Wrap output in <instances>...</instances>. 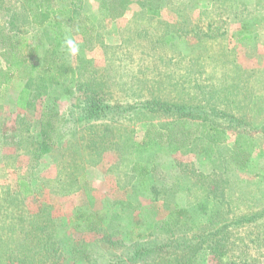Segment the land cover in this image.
I'll return each mask as SVG.
<instances>
[{"label":"rangeland","instance_id":"obj_1","mask_svg":"<svg viewBox=\"0 0 264 264\" xmlns=\"http://www.w3.org/2000/svg\"><path fill=\"white\" fill-rule=\"evenodd\" d=\"M82 1L99 34L95 49L84 50L76 37L72 41L76 53L70 48L67 54L74 65L79 63V58L85 59L84 64L80 63L86 71L83 78L93 77V73L101 76L107 82L104 88L110 100L121 104L126 99L132 102L131 98H125L126 93L140 89L122 86V80L128 81L139 71L157 78L172 77L174 81L187 75V84L182 87L186 90L191 88L190 78L193 82L200 79L208 84V90L211 88L217 110L232 114V119H214L226 127L225 142L211 146L198 141L175 150L151 148L148 154L142 155L153 166L152 181L159 189L157 200H152L148 193L134 194L138 184H133L126 172L128 163L119 148L122 140L118 138L117 125L114 128L117 147L97 153L84 150L73 155L63 140L39 160L36 168L30 169L28 149L22 147L23 136L26 138L29 134L23 132L20 124L29 128L30 135H36L38 112L17 110L10 90L0 94V264H116L125 255L119 257L122 251L109 248L102 238L108 234L113 238L114 222L109 227L106 223L110 220V211L120 213L123 208V218L114 221L136 222L143 238L152 232L157 221L167 219L172 210L186 209L192 218V228L207 223L205 232L216 230L218 235L222 232L229 235L227 251L235 264H247L249 255L257 256L258 264H264V133L244 131L252 138L253 146L248 148L250 156L246 166H235L230 160L236 128L243 126L236 125L233 117L248 127L264 122V0H164L160 18L170 29L183 28L186 18V34L175 38L172 54L160 46L149 48L146 42H134L136 25L140 24L134 15L141 10L142 0H131L125 15L113 21L104 20L99 14L100 0ZM178 2L185 8L181 6V9ZM7 6L16 5L9 2ZM3 14L0 12V26L5 19ZM244 22H247L245 27ZM243 36L247 37L240 40ZM40 44L45 45L43 41ZM146 54L155 59L166 56L168 63L165 66L154 63L151 69L145 70V64L127 67L119 62L121 56L132 59ZM187 62L194 67L182 68ZM126 70L128 74L124 76ZM166 89L172 92L174 88ZM54 102L60 115H65L72 97L65 93L64 87L50 88L45 105L51 106ZM237 104L244 109H234ZM89 134L85 128L73 143L84 144ZM142 135L143 129L137 128L135 142L139 143ZM19 178L31 180L36 189L33 197L19 205L16 201L4 204L5 189H15ZM214 186H220L218 192L222 194L216 200L205 196V191L214 190ZM121 202L129 207L122 206ZM81 211L106 214V229L75 231L65 225L72 214ZM46 212L52 222L48 226L44 220ZM14 214L29 217L20 222ZM210 219L212 226L208 224ZM201 227L192 230V234L203 233ZM122 233L120 238H124ZM75 246L84 252L87 250L91 256L71 257L68 250Z\"/></svg>","mask_w":264,"mask_h":264},{"label":"trees","instance_id":"obj_2","mask_svg":"<svg viewBox=\"0 0 264 264\" xmlns=\"http://www.w3.org/2000/svg\"><path fill=\"white\" fill-rule=\"evenodd\" d=\"M163 1L140 2L141 10L134 15L140 20L138 22L140 24L136 25L134 42L136 44L146 42L149 48L160 46L167 54H172L175 38L180 39L186 34L187 30L184 27L186 18L183 21V28L170 29L168 23L160 18ZM9 2L16 6L8 7ZM130 4L131 0H100L99 14L104 20L113 21L123 17ZM178 4L180 8L181 6L185 8L182 2ZM0 12H3L5 17L3 26H0V94L10 90L15 96L13 104L17 110L38 112L36 135H30L29 128L23 127L25 124H20L23 132L29 134L26 138L23 136L25 145L22 147L28 149L30 169L36 168L39 160L54 151L60 141H65V148L73 155H78L84 150L97 153L116 145L114 136L117 132L119 140H122L120 151L126 156L128 163L126 172L130 175L131 182L138 184L135 186L134 194L148 193L152 200H157L159 189L153 183L150 172L154 168L142 155L148 154L151 148L175 150L198 141L211 146L225 142L226 127L214 119L225 120L227 117L232 119V114L217 110L216 104H213L211 88L208 90V84L200 82V79L193 82L190 78L191 88L186 90L182 87L187 84V75L174 81L172 77L157 78L139 71L128 81L122 80L124 83L122 86H135L140 89L126 93L125 98H131L132 102L126 99L121 104L110 100L111 97L107 94L109 92L106 93L104 88L107 82L100 78L101 76L93 73L94 78L91 76L88 79L83 78L86 71L80 63L84 64L85 59L79 58V63L75 65L70 63V57L67 56L69 42L73 46V38L77 37L82 48L91 51L99 44V34L96 24L83 9L82 0H0ZM246 25L247 22L242 24L243 27ZM245 37L247 36L241 37L240 40ZM40 40L45 45L40 44ZM122 59L121 56L119 62L125 63L127 67L145 64L143 66L145 70L151 69L154 63L159 62L163 66L168 63L166 56L155 59L149 54L139 58ZM189 67H194V64L187 62L182 68ZM127 74L126 70L124 76ZM58 87H64L65 93L72 97V103L65 115H60L55 108V102L51 106L45 105L47 91ZM167 87L174 89L169 92ZM234 109L244 108L237 104ZM233 119L236 125L243 126L236 128L230 160L235 166L244 167L250 156L248 148L253 147L252 138L244 131L258 130L264 133V122L248 127L236 117ZM90 125L95 126L93 128ZM115 125L119 127L116 132ZM97 126L100 127L97 129ZM85 128L90 131L89 138L84 144L73 143L76 135ZM137 128L143 129L139 143L135 142ZM93 129L95 132H91ZM81 139H84L83 136ZM79 179H83L82 173ZM5 190L3 203L16 201L19 205L33 197L36 189L29 178H19L15 189ZM219 190L220 186H214V190L205 191V196L213 200L219 199L222 195ZM120 204L128 206L123 202ZM6 209L7 207H4V210ZM123 210L124 208L120 213L110 211V220L106 223L109 227V223L114 222L115 226L111 230L114 239L109 234L102 238L109 248H119L118 250L122 251L119 257L126 256L121 258L118 264H235L233 256L227 251L229 243L226 242L230 241L229 235L223 232L218 235L216 230L205 232L207 223L192 228V218L186 209L172 210L167 219L154 224L152 232L146 238L138 232L139 226L136 222L130 220L127 224H120L114 221L123 218L121 216ZM105 215L103 213L99 215V212L97 214L88 211L75 212L65 225L75 231L86 229L101 232L106 229ZM28 217L29 215L26 217L15 215V219L20 222H24ZM45 217L46 225H51L48 212L45 213ZM208 218L210 217L206 219ZM30 223L33 224L31 221ZM212 223L210 219L209 226H212ZM200 227L203 228V233L192 234V230ZM121 232L124 238L119 237ZM86 251L76 246L68 250L69 255L75 259L82 257L87 259V254L90 257L91 253ZM92 255L94 258L97 257V254ZM256 257L249 255L246 263L258 264L260 259Z\"/></svg>","mask_w":264,"mask_h":264},{"label":"clouds","instance_id":"obj_3","mask_svg":"<svg viewBox=\"0 0 264 264\" xmlns=\"http://www.w3.org/2000/svg\"><path fill=\"white\" fill-rule=\"evenodd\" d=\"M69 46H70V48H71V52H72L73 54H75L76 51H77V49H76L74 46H71V42H69Z\"/></svg>","mask_w":264,"mask_h":264}]
</instances>
